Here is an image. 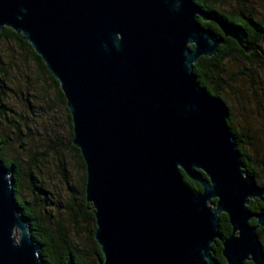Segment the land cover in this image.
Listing matches in <instances>:
<instances>
[{
    "label": "water",
    "instance_id": "95a60500",
    "mask_svg": "<svg viewBox=\"0 0 264 264\" xmlns=\"http://www.w3.org/2000/svg\"><path fill=\"white\" fill-rule=\"evenodd\" d=\"M199 19L251 52L242 27L193 0H0V31L23 36L64 96L98 264H220L217 242L225 264H264V212L248 208L264 187L244 171L228 107L192 71L223 43ZM13 173L0 163V264H44Z\"/></svg>",
    "mask_w": 264,
    "mask_h": 264
},
{
    "label": "rangeland",
    "instance_id": "374dc122",
    "mask_svg": "<svg viewBox=\"0 0 264 264\" xmlns=\"http://www.w3.org/2000/svg\"><path fill=\"white\" fill-rule=\"evenodd\" d=\"M254 16L264 20V0H240ZM237 0H223L229 9ZM232 8V9H233ZM251 61L237 54L226 57L220 66L221 94L225 97L236 132L246 141L244 150L253 166L264 176V41L257 42ZM0 68L6 72L0 102L7 113L0 118V133L7 137L5 157L17 159L24 177L20 196L40 218L53 223L65 221L71 204L81 201L83 171L70 147L68 113L48 79L38 76L31 55L17 43L0 42ZM20 146V147H19ZM37 167H32L33 162ZM80 218L77 227H68L84 243L90 231ZM19 237L16 232L15 239Z\"/></svg>",
    "mask_w": 264,
    "mask_h": 264
},
{
    "label": "trees",
    "instance_id": "16d2710c",
    "mask_svg": "<svg viewBox=\"0 0 264 264\" xmlns=\"http://www.w3.org/2000/svg\"><path fill=\"white\" fill-rule=\"evenodd\" d=\"M200 8L210 12L215 18L222 19L223 21L242 27L247 33L246 41L255 44L257 48V42L264 41V20L256 18L247 6L240 3L233 9H229L227 6L223 5V0H193ZM199 23L204 27L209 29L214 38L221 37L220 30L218 26L213 21H201ZM14 42L17 45L29 52L31 55V61L36 67L38 76L48 79L51 83L52 88L59 95L60 103L65 107L69 124L72 134V124L68 109L65 105L64 96L59 88L58 82L53 78V76L46 69L41 58L33 51L29 43H27L23 36L16 34L9 28H3L0 31V42ZM233 54H237L241 57L243 55L242 49H239L234 44L225 43L220 45L217 52L212 57H201L193 65V73L196 76V81L200 86L204 87L207 92L220 98L228 107L225 97L221 94V84L223 79L221 78L220 66L222 61ZM1 62V61H0ZM6 72L4 69L0 68V90H3V78ZM0 102V118L3 117L7 111ZM229 110V117L227 124L229 130L236 138L238 144V150L241 154V159L244 164V171L254 177L256 183L264 187V176L261 178V171L257 167L253 166L251 158L244 150L245 140L236 132L233 125L232 115ZM8 143L7 137L0 133V163L6 167L13 166L15 172L13 173V188H14V199L15 205L18 210L20 217L26 220L27 224L31 228L32 237L34 242L40 246V257L44 264H65L68 254H72L75 264H98V260L102 258L101 251L96 241L93 238V233L95 230V219L94 211L91 209L90 204L85 201L84 198V186H85V165L80 155V152L75 148L70 140V147L77 158L80 160L81 169L83 171V177L81 181V201L79 205L71 204L68 210V217L63 222L61 220L55 221L53 223L49 218H40L39 214L30 207L29 202L24 201L20 196V187L24 177L31 178L32 175L29 172L23 170V165L17 159H10L5 157L3 149ZM20 147V146H19ZM32 167H37L36 162H33ZM183 180L185 184L194 192L200 191V186L197 183L190 181L182 173ZM251 212H264V197L261 200H253L248 206ZM82 218L86 225H89V233L84 243H78L77 232L71 233L68 227L75 228L79 224V219ZM251 224H255V221H251ZM219 226L220 232L223 237H227L230 234V226L227 221V217L224 214L219 216ZM257 235L264 251V227L257 229ZM221 242H217L212 246V257L217 260L220 264H225L224 259L221 255ZM245 264H252L251 262H246Z\"/></svg>",
    "mask_w": 264,
    "mask_h": 264
},
{
    "label": "flooded vegetation",
    "instance_id": "af4514ba",
    "mask_svg": "<svg viewBox=\"0 0 264 264\" xmlns=\"http://www.w3.org/2000/svg\"><path fill=\"white\" fill-rule=\"evenodd\" d=\"M220 33H221V37H219V38H223V43L221 44V45H223V44H225L226 42L227 43H229V44H234V46L236 47H238L239 49H242L241 47H239V45L237 44V42L235 41V40H233L232 38H229V37H223V34H222V32L220 31ZM247 34V33H246ZM218 38V37H217ZM246 39H247V37H246ZM245 42L246 43H248V44H250V46H251V48H252V50H251V52L249 53V54H247V53H245L243 50V55H241V57L243 58V59H245V60H249V61H251L252 59H254V57L256 56V45L255 44H253V42L252 43H250V42H248V41H246L245 40ZM58 95V94H57ZM59 96V95H58ZM14 172H15V170H14ZM251 221H254V220H251ZM250 221V222H251ZM256 223V222H255ZM251 224V223H250ZM251 225H254V224H251ZM230 226V225H229ZM260 228H262V227H260ZM230 231H231V228H230ZM225 262V261H224Z\"/></svg>",
    "mask_w": 264,
    "mask_h": 264
}]
</instances>
